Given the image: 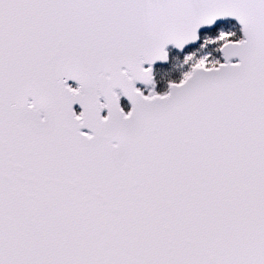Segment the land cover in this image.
Returning <instances> with one entry per match:
<instances>
[{
	"label": "snow or ice",
	"instance_id": "1",
	"mask_svg": "<svg viewBox=\"0 0 264 264\" xmlns=\"http://www.w3.org/2000/svg\"><path fill=\"white\" fill-rule=\"evenodd\" d=\"M0 264H264V0H0Z\"/></svg>",
	"mask_w": 264,
	"mask_h": 264
},
{
	"label": "rangeland",
	"instance_id": "2",
	"mask_svg": "<svg viewBox=\"0 0 264 264\" xmlns=\"http://www.w3.org/2000/svg\"><path fill=\"white\" fill-rule=\"evenodd\" d=\"M224 27L232 28L234 31L237 32V28L232 24H225ZM215 55V53H214ZM183 60V54H171V61L169 65L165 68H157L156 72V80H157V91L160 93H163L166 90L167 87V81L169 79H179L181 75V69L179 65L181 64ZM122 107L125 111H127V105L124 103H121Z\"/></svg>",
	"mask_w": 264,
	"mask_h": 264
},
{
	"label": "water",
	"instance_id": "3",
	"mask_svg": "<svg viewBox=\"0 0 264 264\" xmlns=\"http://www.w3.org/2000/svg\"><path fill=\"white\" fill-rule=\"evenodd\" d=\"M239 26V25H238ZM71 83V82H70ZM125 99V98H124ZM126 100V99H125ZM127 101V100H126ZM128 102V101H127ZM130 105V104H129ZM75 107V106H74ZM76 107H78L79 108V106L77 105ZM131 107V106H130ZM79 110H80V108H79Z\"/></svg>",
	"mask_w": 264,
	"mask_h": 264
}]
</instances>
